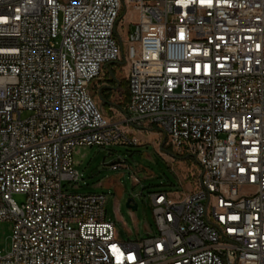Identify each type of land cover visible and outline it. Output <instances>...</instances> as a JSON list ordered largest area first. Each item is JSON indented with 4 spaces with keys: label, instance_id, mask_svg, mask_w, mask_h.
<instances>
[{
    "label": "built area",
    "instance_id": "built-area-1",
    "mask_svg": "<svg viewBox=\"0 0 264 264\" xmlns=\"http://www.w3.org/2000/svg\"><path fill=\"white\" fill-rule=\"evenodd\" d=\"M122 61L127 126L200 167L196 191L150 196L139 243L119 241L105 195L63 191L76 148L137 145L90 91ZM3 222L0 264H264V0H0Z\"/></svg>",
    "mask_w": 264,
    "mask_h": 264
},
{
    "label": "rangeland",
    "instance_id": "rangeland-1",
    "mask_svg": "<svg viewBox=\"0 0 264 264\" xmlns=\"http://www.w3.org/2000/svg\"><path fill=\"white\" fill-rule=\"evenodd\" d=\"M127 24V23H126ZM132 31V30H131ZM128 65L124 61L108 65L92 84L91 94L103 115L121 125L135 146L78 147L73 152V167L82 178L78 184L64 182L63 191L77 195H105L106 219L115 225L121 243H139L147 239V232H157L150 196L168 193L172 200L196 191L197 187L185 179L196 178L200 167L193 157L176 155L160 131L138 130L127 126ZM120 167L114 169V166ZM133 176L140 182L135 185ZM130 199L138 205L136 211L127 208ZM17 204L23 196H14ZM13 225L0 223V253L11 250Z\"/></svg>",
    "mask_w": 264,
    "mask_h": 264
},
{
    "label": "water",
    "instance_id": "water-1",
    "mask_svg": "<svg viewBox=\"0 0 264 264\" xmlns=\"http://www.w3.org/2000/svg\"><path fill=\"white\" fill-rule=\"evenodd\" d=\"M127 208L131 209L132 211H136L138 209L137 203L134 201V199H130L127 202Z\"/></svg>",
    "mask_w": 264,
    "mask_h": 264
},
{
    "label": "crops",
    "instance_id": "crops-1",
    "mask_svg": "<svg viewBox=\"0 0 264 264\" xmlns=\"http://www.w3.org/2000/svg\"><path fill=\"white\" fill-rule=\"evenodd\" d=\"M127 84V83H126ZM128 98H129V94H128ZM130 99V98H129ZM128 103H129V101H128ZM190 194V193H189ZM186 195H188V194H186ZM186 195H184L183 197H185Z\"/></svg>",
    "mask_w": 264,
    "mask_h": 264
}]
</instances>
